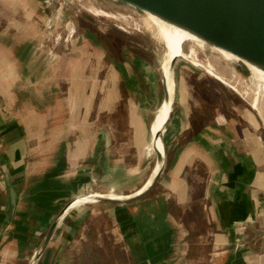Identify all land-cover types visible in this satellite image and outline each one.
<instances>
[{"label": "crops", "instance_id": "obj_1", "mask_svg": "<svg viewBox=\"0 0 264 264\" xmlns=\"http://www.w3.org/2000/svg\"><path fill=\"white\" fill-rule=\"evenodd\" d=\"M125 56L122 64L111 63L112 77L106 78L115 76L124 82V96L112 87L106 89L92 119L89 106L101 92L96 75L92 89L86 84L89 80L80 83L77 75L68 78L73 81L68 90L56 84L63 75L54 82L46 79L31 87L29 98L22 100V87L13 81L17 60L12 55L11 82L9 75L0 76V264H30L50 226L72 200L100 187L121 196L144 187L148 178L141 174L146 173L147 163L134 170L115 161L116 121L99 120L105 108L126 101L127 121L121 125L131 135L128 141L139 151L150 139L153 121L149 118L164 91L163 80L161 87L156 68L134 52ZM0 60L3 71L5 61ZM85 92L91 93L89 99ZM183 99L161 135L167 165L159 185L140 199L111 205L115 234L127 243L125 249L132 252L135 264H201L176 214L190 205L186 171L200 162L207 170L206 225L192 237L208 240L206 264H264L260 121L255 116L257 123L248 120L249 125L240 121L193 124ZM10 186L18 195L13 211L9 210ZM102 207L82 202L66 209L36 264H80L74 260L73 245L86 235L87 220Z\"/></svg>", "mask_w": 264, "mask_h": 264}, {"label": "rangeland", "instance_id": "obj_2", "mask_svg": "<svg viewBox=\"0 0 264 264\" xmlns=\"http://www.w3.org/2000/svg\"><path fill=\"white\" fill-rule=\"evenodd\" d=\"M98 1L0 0V50L4 54L0 56V59L5 61L3 71L2 66H0V76L4 73L9 75L11 82L14 74L13 58L15 57L17 61H15L16 67L14 66V69L17 77L13 81L22 87V100L29 98L31 87L41 85L46 79L54 82L57 80L56 76L62 77L63 75L61 82L58 80L56 84L68 90L70 87L67 86L73 82L68 78L71 79L73 75H77L80 77V83L89 80L86 84L92 89V77L96 75L98 79H95H97L98 89L101 92L94 98V107L92 101L89 106V113L93 119L92 111L98 107L99 100L106 95V89L112 87L111 89H117V92L121 93V98L124 96V82L120 81L119 83L115 76H113L114 80L109 77L108 81L106 78L111 76V63L122 64L125 62L127 59L125 55L128 51L134 52L135 55L148 61L150 65L156 68L162 87L161 62L164 46L143 26L144 11L120 0ZM93 6L103 8L105 11L108 10L107 12H120L123 17L117 19L104 13L96 14V12L88 10ZM195 46L197 58L202 65H197L193 58L181 57L177 53L173 54V56L178 57L174 67L177 90L167 123L170 121L172 113L174 114L178 109L177 105L181 104L183 96V101L189 111L188 118L193 124L197 121H240L249 125L247 121H257L256 116L260 121L258 134L264 139V119L229 84L210 74L207 71L209 69L207 64L208 62L213 64L217 71L229 80L232 79L230 84L236 85L241 90L255 91L254 74L241 61L227 60L221 57L212 45L200 46L195 44ZM188 47L189 43H186L185 50ZM101 54H104L105 57H102ZM12 55H14L13 58ZM38 69H40L38 74L33 73ZM19 70L20 72H18ZM44 72L47 73L44 74ZM2 80L1 78L0 81ZM89 87L85 89H89ZM18 88L20 87H17V90ZM85 96L89 99L91 93L85 92ZM163 99L164 91L159 94V100L154 107L155 111L149 118L150 122L153 121ZM105 109L99 120L116 121L114 128L119 131L117 146L112 154L113 159L122 163L125 168L135 167L134 170L147 163L146 173L141 175L145 180L146 178L149 179L157 162V150L151 132L149 141L144 146H140L138 151L135 145L128 141L131 136L129 131H126L125 127L121 125V121H127L128 105L126 101L120 100L110 110ZM163 111L160 110L159 112ZM138 154L140 155V163L137 165ZM165 164L163 171L167 165ZM186 174L190 179L191 201L188 208L178 209L176 214L182 218L184 227L190 234L189 240L194 244L193 249H196L197 252L194 255L200 259L199 263L206 264L207 253L211 246L207 239L192 236L204 230L206 225L204 206L206 198L204 195L207 170L202 163L197 162L195 166L186 171ZM161 176L151 191L157 188ZM92 192L94 193L89 194L118 195L107 187H100ZM89 203H99L103 207L99 212L89 217L84 227L86 235L84 234L83 238L74 243V260L80 264H135L132 252L125 249L127 243H124L115 234L114 222L109 213L112 204L122 203L106 201ZM197 242L200 244L195 246Z\"/></svg>", "mask_w": 264, "mask_h": 264}, {"label": "water", "instance_id": "obj_3", "mask_svg": "<svg viewBox=\"0 0 264 264\" xmlns=\"http://www.w3.org/2000/svg\"><path fill=\"white\" fill-rule=\"evenodd\" d=\"M131 4L143 11L150 12L157 17L172 23L202 39L206 44L224 49L243 60L264 70V0H120ZM178 59L174 57L170 62L173 69ZM164 98L170 99L166 76L163 74ZM162 128L156 132L161 137ZM158 160L162 166L154 174L149 185L141 188L127 198L117 199L102 196L97 201L112 203H129L142 198L151 191L159 180L165 158L157 151ZM10 206L13 211L17 202V190L10 186ZM76 199L65 207L63 212L50 226L41 247L38 249L30 264H36L41 252L50 241L58 220L66 209Z\"/></svg>", "mask_w": 264, "mask_h": 264}, {"label": "bare ground", "instance_id": "obj_4", "mask_svg": "<svg viewBox=\"0 0 264 264\" xmlns=\"http://www.w3.org/2000/svg\"><path fill=\"white\" fill-rule=\"evenodd\" d=\"M86 1H88V0H86ZM90 1H92V0H90ZM87 5H89V4H87ZM88 10L94 11V12H96V14L97 13H100V14L104 13L106 15L115 17L117 19L120 17H123V14L120 12H116V11L107 12L108 10L105 11L103 8L102 9L96 8L94 6L90 7ZM144 13H145V17L143 18V26L152 34V36L159 39L163 43V46H164V52H163V57H162V62H161V70H162V73L165 74V76H166L167 86H168V89L170 92V99L169 100H166L165 98L163 99L164 101H163V104H162L160 110H164V111L159 112L160 111L159 110L158 112H156V115L153 119L154 123L151 125L150 132H151L152 140H153V143L155 145L156 150L162 152V154L165 156L164 141L162 140L161 137L156 136V132L160 128H162V131L165 129L166 123H167V120L169 119L170 113L172 111V105L175 101V96H176L177 83H176L175 76H174V68L173 69L170 68V62L174 57L178 58L177 56H173L174 53H177L181 57L193 58V60L196 61L195 63L197 65H202L201 62H199V60L197 58V50H196L195 44H198L200 46H202V45L205 46L206 43L202 39L198 38L196 35L188 32L187 30H184V29H182V28H180V27H178L172 23H169V22L157 17L156 15L151 14L150 12L144 11ZM186 43H189V47L187 50H185ZM212 47L214 50H216L221 55V57H223L227 60L230 59V60L241 61L254 74L255 83H256L255 91L254 92L248 91L247 89L241 90V89L237 88L236 85L230 84V80H232V79L229 80L221 72L217 71L213 64H211L209 62L207 64V67L209 68V69H207V71L210 74H213L214 76H216L217 79L222 80L223 82L229 84L236 92H238L245 100H247L249 102L250 106L252 107V109L255 110L256 113L264 119V70H262V69L258 68L257 66L243 60L242 58L236 56L235 54H233L231 52H228L224 49H221V48H218L215 46H212ZM216 67H218V66H216ZM255 123H257V122L255 121ZM161 166H162V161L158 160V158H157L156 166L153 169L151 176L149 177L148 181L145 183L143 188H145V186L149 185L154 174L159 170V168ZM102 196L114 197L117 199L127 198V196H121V195L89 194V195H85V196H81V197L77 198L73 202V205H77V204H80L82 202H94V201H97V199L99 197H102Z\"/></svg>", "mask_w": 264, "mask_h": 264}]
</instances>
